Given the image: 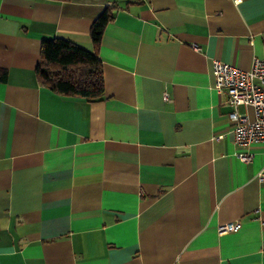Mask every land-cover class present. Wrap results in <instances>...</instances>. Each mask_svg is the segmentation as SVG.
<instances>
[{
  "label": "crops",
  "instance_id": "0c3cea01",
  "mask_svg": "<svg viewBox=\"0 0 264 264\" xmlns=\"http://www.w3.org/2000/svg\"><path fill=\"white\" fill-rule=\"evenodd\" d=\"M112 1L0 0V264H264V142L238 158L211 71L264 58V0H115L94 46ZM54 37L96 53L101 99L39 82Z\"/></svg>",
  "mask_w": 264,
  "mask_h": 264
},
{
  "label": "trees",
  "instance_id": "16d2710c",
  "mask_svg": "<svg viewBox=\"0 0 264 264\" xmlns=\"http://www.w3.org/2000/svg\"><path fill=\"white\" fill-rule=\"evenodd\" d=\"M117 7L116 1H112L93 20L90 38L94 46L99 45L103 30L113 18ZM35 75L41 84L60 94L77 95L88 100L103 97L100 59L94 51L67 38L54 37L41 41L40 60L35 68ZM6 78L7 72L0 69V81L4 82Z\"/></svg>",
  "mask_w": 264,
  "mask_h": 264
},
{
  "label": "built area",
  "instance_id": "2783aa9c",
  "mask_svg": "<svg viewBox=\"0 0 264 264\" xmlns=\"http://www.w3.org/2000/svg\"><path fill=\"white\" fill-rule=\"evenodd\" d=\"M240 1L234 0L236 3ZM192 47L199 49L196 44ZM211 71L213 89L225 94V102L232 108L228 117L233 122L234 141L241 148L237 156L241 161L248 162L251 154L247 148L264 142V58L255 57L248 69L212 59ZM164 98L167 99V94ZM239 106H251L254 117L250 119L245 113L238 112ZM259 180L264 181V173H260ZM239 227V222H226L219 224L217 231L221 234L236 231Z\"/></svg>",
  "mask_w": 264,
  "mask_h": 264
}]
</instances>
